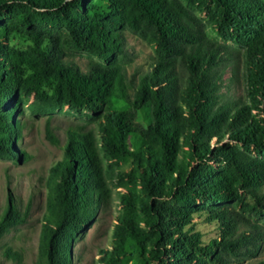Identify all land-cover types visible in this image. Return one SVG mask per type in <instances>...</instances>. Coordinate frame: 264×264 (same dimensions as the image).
<instances>
[{"label":"trees","instance_id":"1","mask_svg":"<svg viewBox=\"0 0 264 264\" xmlns=\"http://www.w3.org/2000/svg\"><path fill=\"white\" fill-rule=\"evenodd\" d=\"M192 8L223 39L244 47L248 103L220 104L218 68L235 49L208 38ZM126 32L150 45L155 58L152 70L131 83L134 99L122 110L114 101L131 100L121 65ZM14 34L32 45L10 47ZM68 47L101 62L84 73L64 62ZM23 97L101 117L109 163L106 169L93 133L69 131L64 159L49 178L46 264H73V240L107 203V176L130 161L132 171L117 177L122 211L103 264H129L131 242L141 264H231L261 252L264 0H0L1 159H29L17 149ZM146 108L144 127L137 116ZM49 138L58 144L50 132ZM196 218L215 224L218 236L205 243ZM21 222L11 205L0 220V241Z\"/></svg>","mask_w":264,"mask_h":264},{"label":"rangeland","instance_id":"2","mask_svg":"<svg viewBox=\"0 0 264 264\" xmlns=\"http://www.w3.org/2000/svg\"><path fill=\"white\" fill-rule=\"evenodd\" d=\"M99 7L102 2L99 1ZM192 13L205 28L206 35L218 44H226L235 49L228 61L218 68L217 93L221 105L241 106L249 102L244 47L226 41L209 24L207 17L192 8ZM59 33L67 35L60 29ZM126 58L121 65L126 71L130 87V102L115 100L117 108L128 110L134 99L131 83H137L138 77L152 70L154 49L136 35L126 32ZM9 45L18 50H27L32 45L28 37L14 34ZM63 60L66 64L89 73L93 64L100 59L86 51L65 49ZM138 122L147 127L150 122V110L138 113ZM16 121L22 125L17 149L29 159L0 158V220L7 209L14 204L23 222L8 229L0 241V264H46L41 250L42 231L48 210L49 178L52 168L64 159V147L71 130L91 132L100 149L104 166L109 163L101 150L100 123L102 118L91 112L75 111L70 108L54 109L33 97H23L19 103ZM49 132L58 141L55 144L49 138ZM132 162L115 168L114 174L107 176L110 194L107 203L97 210L94 220L72 242L73 264H103L102 252L111 249L117 218L122 211L121 198L124 189L118 183V175L132 171ZM259 223L264 224V220ZM196 228L203 235L205 243L218 236L217 226L207 224L203 219H195ZM130 251L134 258L129 264H141V251L133 242ZM264 260V242L258 256H239L231 264H258Z\"/></svg>","mask_w":264,"mask_h":264}]
</instances>
